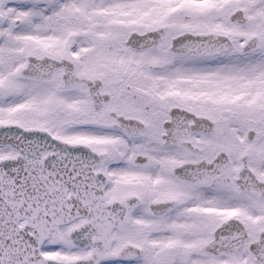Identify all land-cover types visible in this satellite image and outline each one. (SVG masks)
I'll list each match as a JSON object with an SVG mask.
<instances>
[{
  "label": "snow or ice",
  "instance_id": "1",
  "mask_svg": "<svg viewBox=\"0 0 264 264\" xmlns=\"http://www.w3.org/2000/svg\"><path fill=\"white\" fill-rule=\"evenodd\" d=\"M0 264H264V0H0Z\"/></svg>",
  "mask_w": 264,
  "mask_h": 264
}]
</instances>
